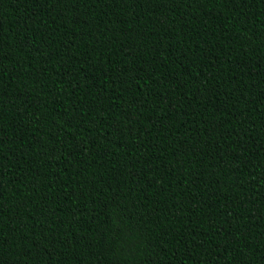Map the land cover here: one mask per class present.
<instances>
[{
  "label": "trees",
  "instance_id": "trees-1",
  "mask_svg": "<svg viewBox=\"0 0 264 264\" xmlns=\"http://www.w3.org/2000/svg\"><path fill=\"white\" fill-rule=\"evenodd\" d=\"M0 264H264V0H0Z\"/></svg>",
  "mask_w": 264,
  "mask_h": 264
}]
</instances>
